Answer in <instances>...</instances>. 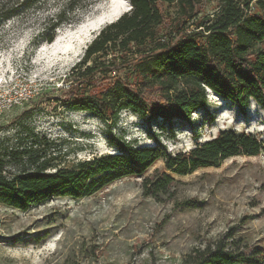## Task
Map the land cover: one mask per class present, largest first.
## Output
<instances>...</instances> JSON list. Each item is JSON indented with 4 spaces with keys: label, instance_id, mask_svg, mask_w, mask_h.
I'll use <instances>...</instances> for the list:
<instances>
[{
    "label": "rangeland",
    "instance_id": "rangeland-1",
    "mask_svg": "<svg viewBox=\"0 0 264 264\" xmlns=\"http://www.w3.org/2000/svg\"><path fill=\"white\" fill-rule=\"evenodd\" d=\"M17 1L0 0V85H36L40 93L4 114L0 148L26 143L19 135L22 125L53 143L49 153L66 147L59 160L66 167L117 153L109 135L173 154L225 130L264 142V110L255 101L243 111L212 91L207 108L186 121L124 111L110 126L92 113L66 109L55 100L58 90L90 42L119 18L113 16L126 0H77V16L58 29L52 43L43 29L69 0H49L40 9L13 8ZM216 6L210 4L207 13ZM167 10L174 17L175 9ZM155 171L175 179L158 198L143 190ZM220 244L247 254L264 248V153L182 177L165 171L159 160L146 175L117 180L83 199L55 197L27 212L0 204V264H183L196 249Z\"/></svg>",
    "mask_w": 264,
    "mask_h": 264
},
{
    "label": "trees",
    "instance_id": "trees-1",
    "mask_svg": "<svg viewBox=\"0 0 264 264\" xmlns=\"http://www.w3.org/2000/svg\"><path fill=\"white\" fill-rule=\"evenodd\" d=\"M48 1L18 0L13 8L40 9ZM76 2L69 0L45 26L42 35L47 43L77 16ZM129 3L130 10L107 24L86 47L58 90L57 103L92 113L110 126L124 111L164 122L190 120L197 110L207 108L209 91L243 111L252 101L264 110V0ZM214 3V12L207 13ZM171 8L174 17L167 10ZM19 135L26 143L0 148V204L22 212L55 197L92 196L117 180L146 175L159 160L164 161L165 171L182 177L220 167L230 158L264 153V142L233 130L175 154L109 135V145L117 153L66 167L59 163L66 147L60 145L59 153H49L53 143L28 125L20 127ZM174 182L166 172L155 171L144 179L143 190L146 196L158 198ZM183 264H264V248L247 254L232 246L211 245L196 249Z\"/></svg>",
    "mask_w": 264,
    "mask_h": 264
},
{
    "label": "built area",
    "instance_id": "built-area-1",
    "mask_svg": "<svg viewBox=\"0 0 264 264\" xmlns=\"http://www.w3.org/2000/svg\"><path fill=\"white\" fill-rule=\"evenodd\" d=\"M40 91L36 85H30L26 88L19 89L11 83H3L0 85V120L4 114L23 105L30 99L38 95Z\"/></svg>",
    "mask_w": 264,
    "mask_h": 264
},
{
    "label": "bare ground",
    "instance_id": "bare-ground-1",
    "mask_svg": "<svg viewBox=\"0 0 264 264\" xmlns=\"http://www.w3.org/2000/svg\"><path fill=\"white\" fill-rule=\"evenodd\" d=\"M128 9L130 10V3H129V0H126V6L124 8H122L121 11H120V9H119V11H116L115 16H113V17L114 18L120 17L124 12H127ZM111 19H113V18H111Z\"/></svg>",
    "mask_w": 264,
    "mask_h": 264
},
{
    "label": "water",
    "instance_id": "water-1",
    "mask_svg": "<svg viewBox=\"0 0 264 264\" xmlns=\"http://www.w3.org/2000/svg\"><path fill=\"white\" fill-rule=\"evenodd\" d=\"M130 8H131V5H130Z\"/></svg>",
    "mask_w": 264,
    "mask_h": 264
}]
</instances>
